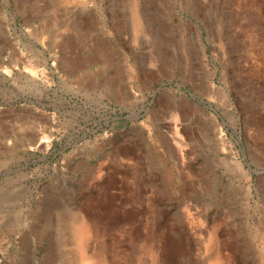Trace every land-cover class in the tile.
<instances>
[{
  "label": "rangeland",
  "instance_id": "obj_1",
  "mask_svg": "<svg viewBox=\"0 0 264 264\" xmlns=\"http://www.w3.org/2000/svg\"><path fill=\"white\" fill-rule=\"evenodd\" d=\"M82 222L102 264H264V0H0V264H86Z\"/></svg>",
  "mask_w": 264,
  "mask_h": 264
},
{
  "label": "bare ground",
  "instance_id": "obj_2",
  "mask_svg": "<svg viewBox=\"0 0 264 264\" xmlns=\"http://www.w3.org/2000/svg\"><path fill=\"white\" fill-rule=\"evenodd\" d=\"M254 39V38H253ZM260 40V39H259ZM249 43V42H248ZM247 44V43H246ZM252 52V51H251ZM258 58V57H257ZM262 62V60H261ZM175 106V105H174ZM176 124V123H175ZM178 127V126H177ZM176 131V130H175ZM178 132V131H177ZM174 133V132H173ZM179 133V132H178ZM183 135V134H182ZM181 135V136H182ZM144 138V137H143ZM174 138V137H173ZM176 140V139H174ZM179 141V139H178ZM179 143H183V142H180ZM185 144V142H184ZM183 144V145H184ZM183 145H180V146H183ZM186 146V145H184ZM184 148V147H183ZM180 150V148H179ZM182 151V150H180ZM151 156V155H150ZM150 160V159H149ZM150 175V174H149ZM148 176V175H147ZM171 186V185H170ZM169 187V186H168ZM153 191V190H152ZM194 191V190H193ZM193 194V193H192ZM190 211V210H189ZM158 215V214H157ZM192 215V214H191ZM153 217V216H152ZM79 220V219H78ZM80 222V221H79ZM216 229V228H215ZM90 228L89 226L87 225L86 222H82V224L79 226L78 230H77V237H78V245H79V250H80V253H81V257H82V260L86 263V264H102V261L99 259V257L97 256L95 258L94 255L90 254V251H89V239H90ZM213 233V232H212ZM211 233V234H212ZM202 234V233H201ZM191 235V234H190ZM93 237V236H92ZM142 238V237H141ZM140 238V240H141ZM54 241V240H53ZM211 242V241H210ZM207 243V242H206ZM205 243V245H206ZM118 247V246H117ZM53 248V247H52ZM138 255V254H137ZM181 257V256H180ZM183 257V256H182ZM139 258V257H138ZM137 262V261H136ZM170 264V263H169Z\"/></svg>",
  "mask_w": 264,
  "mask_h": 264
}]
</instances>
